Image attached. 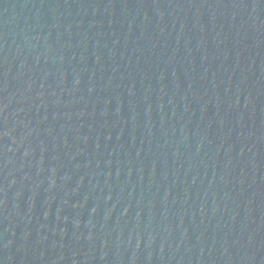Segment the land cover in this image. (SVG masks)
<instances>
[{"label":"water","instance_id":"1","mask_svg":"<svg viewBox=\"0 0 264 264\" xmlns=\"http://www.w3.org/2000/svg\"><path fill=\"white\" fill-rule=\"evenodd\" d=\"M0 264H264V0H0Z\"/></svg>","mask_w":264,"mask_h":264}]
</instances>
